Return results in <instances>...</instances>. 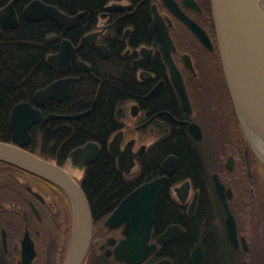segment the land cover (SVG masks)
<instances>
[{
  "label": "flooded vegetation",
  "instance_id": "flooded-vegetation-1",
  "mask_svg": "<svg viewBox=\"0 0 264 264\" xmlns=\"http://www.w3.org/2000/svg\"><path fill=\"white\" fill-rule=\"evenodd\" d=\"M63 1V8L44 2L67 15L79 14L63 34L49 18L28 21L23 10L22 17L28 22L47 19L55 25L46 38L52 43L47 56L59 51L63 39L74 50L89 34L90 40L76 53L90 70H83L72 58L65 65L67 71L47 61L59 72L56 79H78L69 96L49 98L39 109L42 113L50 100H68L79 75L95 73L97 91L103 83L126 86L128 93L115 103V127L107 149L122 174L136 177L142 166L148 173L143 179L122 180L127 185L122 194L117 196L115 189L109 205L96 216L83 180L88 165L100 154L101 143L92 141L99 145L93 162L79 168L83 158L71 163L70 151L59 164L77 180L92 214V239L82 264H264V167L260 166L264 160L248 144L234 110L212 0H102L94 11L83 6L72 9L70 0ZM15 28L0 27L5 31ZM93 103L95 106L96 98L86 110ZM46 123L41 127L36 123L30 130L34 126L42 129ZM115 135L118 153L127 150L133 160L128 171L119 166V155L110 150ZM181 135L201 153L211 147V157H204V174L193 173L182 162V148L171 146L180 145ZM11 136L12 131L9 141ZM31 141L23 147L28 150ZM164 163L171 173L163 171ZM152 167L156 169L153 174ZM164 175L167 181L158 212L143 245L150 252L135 263L121 244L129 238L127 222L118 219L109 226L107 220L127 195ZM219 184L223 185L222 195ZM200 220H206L207 226L202 227ZM202 225H206L204 221ZM72 227V204L62 188L0 161V264H63Z\"/></svg>",
  "mask_w": 264,
  "mask_h": 264
},
{
  "label": "water",
  "instance_id": "water-1",
  "mask_svg": "<svg viewBox=\"0 0 264 264\" xmlns=\"http://www.w3.org/2000/svg\"><path fill=\"white\" fill-rule=\"evenodd\" d=\"M17 1L11 0L0 8L1 28L12 29L18 25L15 11ZM212 13L222 68L236 116L254 153L264 160V0H212ZM23 16L28 21L49 18L62 29L63 34L76 22L79 14L70 16L54 5L32 0L24 7ZM89 40L88 34L73 50L68 40L63 39L59 51L48 55L47 61L60 71H67L65 65L68 64L69 58H72L80 68L89 71V66L79 60L76 53V50ZM77 79L74 76L56 79L35 92L33 103L28 101L16 103L9 115L12 142L0 140V161L56 184L70 199L73 227L70 246L63 264H82L88 253L92 235L90 206L80 185L64 167L41 158L23 146L31 141L32 125L39 123L41 127L52 119L78 118L89 113L90 109L73 116L58 113L43 115L39 109V106L49 98L62 100L69 96ZM117 148L118 141L115 135L110 142V150L119 155V166L128 171L133 160L127 150L120 154ZM98 152L99 145L96 142H87L73 149L69 154V160L72 163L74 159L83 158V164L78 165L82 167L93 162ZM162 169L166 174L171 173L165 167V163ZM166 181L167 175H164L136 188L124 198L107 220L109 226H113L118 219L127 222L129 238L121 244L125 251L133 255L135 263L144 260L150 252L143 245L156 218ZM222 189V184L217 185L220 195ZM231 223L233 228L231 235L234 237L236 233L233 218Z\"/></svg>",
  "mask_w": 264,
  "mask_h": 264
},
{
  "label": "trees",
  "instance_id": "trees-1",
  "mask_svg": "<svg viewBox=\"0 0 264 264\" xmlns=\"http://www.w3.org/2000/svg\"><path fill=\"white\" fill-rule=\"evenodd\" d=\"M9 1L0 0V7ZM30 1L19 0L17 3L16 10L20 19L17 28L6 31L0 29V134L3 135L0 136V140L2 141L10 139L9 114L12 107L21 101L32 102V97L38 89L45 87L60 75L46 60L52 43L45 36L54 30L55 25L47 19L40 22H28L23 19L22 10ZM43 1L55 4L59 8L65 5L63 0ZM101 2L102 0H70L69 5L72 9L87 7L94 11ZM79 76L72 96L63 102L48 101L42 108V113L73 116L91 108L94 98H96L95 106L85 116L52 119L42 129L32 127L30 130L32 141L28 150L62 165L64 158L75 147L88 141L101 143L100 154L93 163L88 165L83 180L86 183V191L93 212L97 216L109 205L115 189H117V196L122 194L127 186L121 183L122 180L143 179V176L148 173L142 166L136 177L122 174L115 168L114 159L106 145L115 127V103L126 96L128 88L126 86L116 88L115 85L103 83L97 91L98 83L95 73ZM178 141L180 145L172 143L171 146L182 148L180 151L182 162L187 163L193 173L204 174V157L205 155L211 157V150H209L211 147H206L207 153H201L195 146H191L183 135ZM155 170V167H152L151 174ZM203 221L206 225H202ZM199 224L206 227L207 221L200 220Z\"/></svg>",
  "mask_w": 264,
  "mask_h": 264
},
{
  "label": "rangeland",
  "instance_id": "rangeland-1",
  "mask_svg": "<svg viewBox=\"0 0 264 264\" xmlns=\"http://www.w3.org/2000/svg\"><path fill=\"white\" fill-rule=\"evenodd\" d=\"M260 166H261V168H263L264 164L262 162H260ZM73 172L76 173L77 175H79V172H77V171H73Z\"/></svg>",
  "mask_w": 264,
  "mask_h": 264
},
{
  "label": "bare ground",
  "instance_id": "bare-ground-1",
  "mask_svg": "<svg viewBox=\"0 0 264 264\" xmlns=\"http://www.w3.org/2000/svg\"><path fill=\"white\" fill-rule=\"evenodd\" d=\"M31 2V1H30ZM50 35V32H49V34L47 33L46 34V36H45V38H47L48 36ZM1 38V37H0ZM249 144V143H248ZM250 145V144H249ZM251 147V146H250ZM88 201V200H87ZM89 204V203H88ZM92 215V214H91ZM91 239H92V235H91Z\"/></svg>",
  "mask_w": 264,
  "mask_h": 264
}]
</instances>
